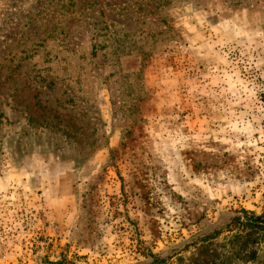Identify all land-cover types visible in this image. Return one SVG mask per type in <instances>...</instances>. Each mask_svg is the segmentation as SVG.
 <instances>
[{
    "label": "rangeland",
    "instance_id": "obj_1",
    "mask_svg": "<svg viewBox=\"0 0 264 264\" xmlns=\"http://www.w3.org/2000/svg\"><path fill=\"white\" fill-rule=\"evenodd\" d=\"M264 211V0H0V264H147Z\"/></svg>",
    "mask_w": 264,
    "mask_h": 264
},
{
    "label": "trees",
    "instance_id": "obj_2",
    "mask_svg": "<svg viewBox=\"0 0 264 264\" xmlns=\"http://www.w3.org/2000/svg\"><path fill=\"white\" fill-rule=\"evenodd\" d=\"M182 253L168 258L148 255L147 264H264V211L261 214L241 211L226 227L195 239ZM80 258L61 255L41 264H87Z\"/></svg>",
    "mask_w": 264,
    "mask_h": 264
}]
</instances>
